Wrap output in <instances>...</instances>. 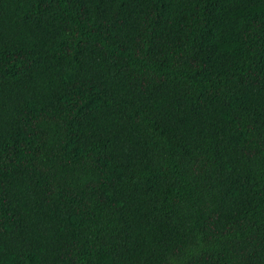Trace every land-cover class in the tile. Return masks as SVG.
I'll list each match as a JSON object with an SVG mask.
<instances>
[{"label":"trees","instance_id":"obj_1","mask_svg":"<svg viewBox=\"0 0 264 264\" xmlns=\"http://www.w3.org/2000/svg\"><path fill=\"white\" fill-rule=\"evenodd\" d=\"M0 264H264V0H0Z\"/></svg>","mask_w":264,"mask_h":264}]
</instances>
